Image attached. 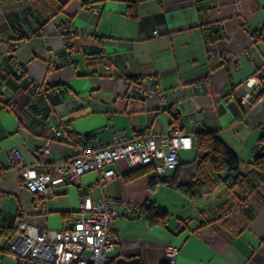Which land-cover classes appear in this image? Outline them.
Here are the masks:
<instances>
[{"label":"crops","instance_id":"crops-1","mask_svg":"<svg viewBox=\"0 0 264 264\" xmlns=\"http://www.w3.org/2000/svg\"><path fill=\"white\" fill-rule=\"evenodd\" d=\"M83 1L0 0V36L7 41L2 52L8 54L0 63V87L13 102L11 110L0 103V246L14 238L4 232L8 218L15 217L14 226L25 221L39 230L66 229L69 215L88 196L152 205L168 214L165 225L150 226L145 216L123 209L113 224L114 262L264 264V177L251 165L264 134V99L246 113L237 95L247 90L249 78L264 73V0ZM64 27L73 34L68 46ZM211 52L234 60L214 67ZM17 65L27 77L16 75ZM206 76L201 92L184 90L192 99L178 109L175 89ZM135 80H153L165 104L135 99L129 90ZM38 86L51 89L35 99L31 93ZM57 121L68 126L74 143L94 148L108 146L115 135L132 139L147 129L160 138L179 127L193 141L168 174L179 183L198 176L195 134L213 132L239 158L243 182L233 192L220 184L192 202L165 184L151 190L149 175L125 182L130 170L121 160L114 165L116 181L99 187L98 175L88 173L36 204L9 167L8 152L19 146L32 164L34 150L48 143L39 171L73 157L71 143L55 140ZM168 249L178 251L174 261ZM0 264L16 263L3 257Z\"/></svg>","mask_w":264,"mask_h":264},{"label":"built area","instance_id":"built-area-1","mask_svg":"<svg viewBox=\"0 0 264 264\" xmlns=\"http://www.w3.org/2000/svg\"><path fill=\"white\" fill-rule=\"evenodd\" d=\"M98 16L99 11L93 10ZM69 27L62 29L64 45L68 46L72 37ZM7 41L0 36V63L4 54L2 49ZM15 50L9 56L15 58ZM211 65H225L234 60L227 54L211 52ZM63 61L60 62L62 64ZM17 76L27 77L25 69L17 65ZM209 81V76L202 77L188 86L181 85L175 89L177 95L176 106L183 108L191 99L184 90L201 92ZM246 91L237 95L247 113L257 102L264 99L259 94L264 91V73L255 75L245 82ZM46 86H38L32 91L35 99L45 94ZM0 87V103L8 110L13 107L12 101H7ZM130 93L135 99L149 100L158 98L161 105L165 98L154 81L143 82L135 80L129 84ZM250 90L256 92L254 95ZM55 140L62 143H71L74 149L73 157L51 163L43 171L38 169L44 166V157L49 153V145L45 143L37 147L32 153L35 160L30 164L23 155L21 148L14 147L8 152L9 167L15 169L19 175L21 186L30 194L39 199L50 194L51 190L65 185H76L80 178L88 173L98 175L97 185L104 187L118 179L114 165L125 160L128 169L136 170L141 167H152L153 174L166 177L179 166V151L192 149L191 136L183 133L179 127H172L163 137L158 138L150 130H143L132 139L115 135L110 144L105 147L94 148L90 145L74 143L66 132L61 121L54 124ZM127 209L135 214L143 215L146 206L128 203L122 199L102 198L94 201L88 196L82 197L77 210L69 215V227L62 230H39L28 225L25 221L15 224L14 238L5 246H0V261L7 257L16 264H109L115 252L116 236L113 224L121 216V211ZM178 251L168 249L167 255L174 261Z\"/></svg>","mask_w":264,"mask_h":264},{"label":"trees","instance_id":"trees-1","mask_svg":"<svg viewBox=\"0 0 264 264\" xmlns=\"http://www.w3.org/2000/svg\"><path fill=\"white\" fill-rule=\"evenodd\" d=\"M90 1L84 0L83 3L88 6ZM213 43L214 38H211L208 44L211 45ZM50 89L51 87L47 86L43 96H46ZM259 95H264V91ZM63 125L66 127L68 137L72 140L68 126L65 123ZM194 146L199 158L198 176L195 180L179 183L175 175H172L170 178L159 177L153 174L152 167H141L131 170L124 174L122 179L125 182H132L137 178L149 175L153 177L150 180L151 190H154L159 184H165L186 195L192 202L212 193L216 186L220 184H223L228 191L233 192L243 182L239 158L223 143L216 133L209 131L197 132L194 136ZM255 153L256 156L251 165L257 174L264 177V134L255 146ZM145 206L146 210L143 216L146 217L150 226H163L166 224L168 220L166 211L154 208L152 205ZM14 220L15 217L8 218L7 228L4 230L5 234H13L15 230V226L13 225ZM113 263L114 259L109 264Z\"/></svg>","mask_w":264,"mask_h":264},{"label":"water","instance_id":"water-1","mask_svg":"<svg viewBox=\"0 0 264 264\" xmlns=\"http://www.w3.org/2000/svg\"><path fill=\"white\" fill-rule=\"evenodd\" d=\"M171 175H168V177ZM114 264H141L139 258L126 259L124 257L117 258Z\"/></svg>","mask_w":264,"mask_h":264},{"label":"rangeland","instance_id":"rangeland-1","mask_svg":"<svg viewBox=\"0 0 264 264\" xmlns=\"http://www.w3.org/2000/svg\"><path fill=\"white\" fill-rule=\"evenodd\" d=\"M182 176H185V169L184 168H183Z\"/></svg>","mask_w":264,"mask_h":264}]
</instances>
